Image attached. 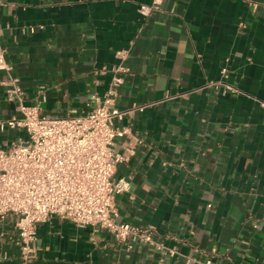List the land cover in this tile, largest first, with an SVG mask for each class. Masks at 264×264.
<instances>
[{
    "label": "crops",
    "instance_id": "crops-1",
    "mask_svg": "<svg viewBox=\"0 0 264 264\" xmlns=\"http://www.w3.org/2000/svg\"><path fill=\"white\" fill-rule=\"evenodd\" d=\"M153 1L0 0L12 67L0 72V147L26 138L7 126L19 116L9 75L45 116L85 115L127 51L116 105H148L123 122L140 141H116L133 153L115 208L163 246L54 216L38 227L36 264H264V0H161L143 16ZM17 220L0 221V264H21Z\"/></svg>",
    "mask_w": 264,
    "mask_h": 264
},
{
    "label": "built area",
    "instance_id": "built-area-1",
    "mask_svg": "<svg viewBox=\"0 0 264 264\" xmlns=\"http://www.w3.org/2000/svg\"><path fill=\"white\" fill-rule=\"evenodd\" d=\"M160 6L161 0H154L151 5L141 4L139 12L148 16ZM117 55L123 62L114 68L108 92L104 97L94 95L95 107L85 115L45 116L40 103H27L19 80L9 75L7 95L17 103L19 116L7 126L23 130L26 138L0 147V221L8 215L18 218L21 264H36L38 227L54 216L80 228L107 230L130 247L135 243L163 246L154 240L152 226L122 222L115 208L116 197L131 191L130 180L115 175L133 153L131 149L123 153L116 141H140L123 122L148 106L123 110L116 105L117 88L123 83L120 75L130 72L124 64L128 52ZM11 71L0 43V72ZM196 262L213 264L210 259Z\"/></svg>",
    "mask_w": 264,
    "mask_h": 264
}]
</instances>
